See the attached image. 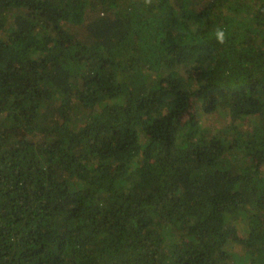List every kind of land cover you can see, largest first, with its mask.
Listing matches in <instances>:
<instances>
[{
    "label": "trees",
    "instance_id": "1",
    "mask_svg": "<svg viewBox=\"0 0 264 264\" xmlns=\"http://www.w3.org/2000/svg\"><path fill=\"white\" fill-rule=\"evenodd\" d=\"M0 264H264V0H0Z\"/></svg>",
    "mask_w": 264,
    "mask_h": 264
},
{
    "label": "rangeland",
    "instance_id": "2",
    "mask_svg": "<svg viewBox=\"0 0 264 264\" xmlns=\"http://www.w3.org/2000/svg\"><path fill=\"white\" fill-rule=\"evenodd\" d=\"M222 113L225 112L220 111L219 109L208 114H202L200 111H198V121L200 126H204L212 130H220L225 128L229 124V119L227 118L226 114L223 115Z\"/></svg>",
    "mask_w": 264,
    "mask_h": 264
},
{
    "label": "clouds",
    "instance_id": "3",
    "mask_svg": "<svg viewBox=\"0 0 264 264\" xmlns=\"http://www.w3.org/2000/svg\"><path fill=\"white\" fill-rule=\"evenodd\" d=\"M217 39L220 43H223L224 41V32L222 30L217 31Z\"/></svg>",
    "mask_w": 264,
    "mask_h": 264
}]
</instances>
